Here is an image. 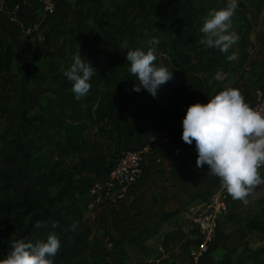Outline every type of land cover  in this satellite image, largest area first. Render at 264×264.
<instances>
[{
	"label": "trees",
	"instance_id": "obj_1",
	"mask_svg": "<svg viewBox=\"0 0 264 264\" xmlns=\"http://www.w3.org/2000/svg\"><path fill=\"white\" fill-rule=\"evenodd\" d=\"M189 2L119 0L112 8H106L104 0H92L94 10L82 12L74 25H56L44 31L41 42L44 57L67 55L68 68L77 49L90 62L97 56L108 57L120 36L138 33L142 23L149 21L151 29L162 36L163 53L156 57L154 63L172 69V78L158 88L155 98L143 88L139 92L132 90L136 81L128 74L129 63L110 72L106 84V70L93 75L87 94H100L95 98L75 99L72 91L66 89L72 83L69 80H55L56 86L50 84L46 87V91L63 93L67 99L59 105L55 114L64 139L48 136L52 132L46 127L45 115L24 112L11 143L25 163L37 165L33 175L37 193L29 189L23 197L11 193L0 196V257L10 250L14 240L35 242L37 239L45 240L49 233H55L61 247L52 258L53 264H109L101 258L92 261L84 259L91 245L90 227L75 234L70 230L69 216L81 215V203L89 192L87 176H91V182L104 180L124 151L140 145L144 142L142 138H147L150 133L163 129L168 130L182 163H189L190 148L195 142L192 145L184 143L181 139V122L171 123L170 119L175 117L176 109L180 106L187 108L194 102L206 103L208 96L214 95L224 85V81L213 79L215 74L218 71L228 73L232 66V60L226 58L232 53L231 48L228 53H221L218 49L207 47L200 32L209 10L224 7L227 0H210L204 14L191 21L187 19ZM18 3L21 16L27 19L24 5L21 1ZM91 21L97 22V28L90 24ZM104 27H109L110 32L104 33L105 44L98 48L97 29ZM180 27L183 28L181 31ZM241 27L239 23L231 24L229 31L239 36ZM62 37L68 38L66 48L56 46ZM16 48L7 44L4 33L0 32V70L11 71ZM192 66H196L198 72L179 81V76L188 73ZM244 99L250 104L253 96L246 94ZM91 128H96L99 135L91 151L80 156L69 168L65 158L81 152L85 133ZM35 130L42 133L36 137L40 144L54 148L55 157L44 158L27 145ZM38 147V151L43 149ZM184 216L182 208L163 213L154 225L130 240L131 246L145 255L143 260H133L123 254L115 255L114 260L117 264H169L177 252H184L181 243L185 239L183 227L187 220L164 233L160 232L159 227ZM226 217L241 228L256 233L257 238L264 241V219L261 217L243 219L231 209ZM53 223L56 225L54 228ZM74 223L79 224L77 220ZM155 235H162L157 249L148 245V240ZM217 264H264V244L249 253L227 256Z\"/></svg>",
	"mask_w": 264,
	"mask_h": 264
},
{
	"label": "crops",
	"instance_id": "obj_2",
	"mask_svg": "<svg viewBox=\"0 0 264 264\" xmlns=\"http://www.w3.org/2000/svg\"><path fill=\"white\" fill-rule=\"evenodd\" d=\"M20 1L24 5L27 19L19 14L17 21L11 22L6 14H0V32L4 33L7 44L17 46L11 71L0 70V196L11 193L23 197L29 189L37 193L36 181L33 179L37 165L25 163L20 152L11 143L24 112L29 115H45L46 127L52 132V135L48 136L64 139L62 127L56 121L55 114L59 105L67 99L63 93L46 91V87L50 84L56 86L55 80H68L63 75L67 69L68 56L44 57L41 47L44 31L56 25L72 26L82 12L94 10L92 0H55L56 8L53 12L44 11L37 0H6L7 8L12 9L14 4ZM118 1L104 0V4L106 8H112ZM183 1L176 0V3L181 4ZM189 1L188 21L204 14L210 2ZM237 3L238 7L231 18V24L242 25V32L239 36L235 33L237 39L230 48L236 58L232 60L228 73L221 72L224 76L222 80L224 85L218 91L232 87L238 89L244 97L246 94L252 95L256 87H261L264 91V0H237ZM90 24L97 28L96 21H91ZM182 29L180 27L179 31ZM105 32H110V28L97 29L98 48L105 44L103 37ZM152 38L159 41L154 47L156 57L161 56L162 36L151 29L149 21H144L138 33L120 36L108 57L97 56L91 61V65L96 69L94 74L106 70L107 77L104 81L106 84L110 72L128 64L125 57L127 51L136 48L146 50L151 46L148 42ZM68 42L67 37H62L56 46L66 48ZM27 45L32 48L29 49ZM196 72L197 67L192 66L189 72L181 74L178 80H183ZM57 76L60 77L56 79ZM66 89L71 91V83ZM99 95L87 94L83 98L91 99ZM249 105L251 106V102ZM185 111L183 106L178 107L175 117L171 118L170 122H181ZM40 134L42 135L35 130L27 145L44 158L55 157L54 148L40 144L36 138ZM98 136L96 128L87 130L81 152L65 158L66 165L71 168L80 156L89 153ZM145 138H142V141ZM38 145L43 149L38 151ZM196 156L194 144L190 148L189 163H182L178 157V150L170 140L148 155L142 176L123 200L114 205L106 201L96 207H88L85 203L88 200L86 194V200L81 203V215L69 216L70 226L75 220L79 222L74 233L87 227L92 230L91 245L84 259L92 261L101 258L106 263L117 264L114 260L115 255L128 256V248L132 247L130 240L133 237L154 225L163 213L180 208L187 216V223L183 227L185 239L181 243L184 252H177L176 256L169 260V264H217L227 256L249 253L264 244V241L257 238L256 233L241 228L226 217L221 221L208 252L198 262L190 259V251L200 246L196 219L205 210V202L201 201L196 211L192 212L195 207L191 208V203L199 199L205 200L218 184V177L208 170L207 165L196 167ZM158 158H161L160 163L157 162ZM258 172L264 178V168L258 169ZM90 179L91 176H87L88 182ZM246 199L247 203H243L230 197L231 210L243 219L247 217L264 219V183L253 188ZM161 238L162 235L160 241Z\"/></svg>",
	"mask_w": 264,
	"mask_h": 264
},
{
	"label": "clouds",
	"instance_id": "obj_3",
	"mask_svg": "<svg viewBox=\"0 0 264 264\" xmlns=\"http://www.w3.org/2000/svg\"><path fill=\"white\" fill-rule=\"evenodd\" d=\"M237 7V0H227L224 7L209 10L200 27L207 47L228 53L237 39L236 34L229 31ZM148 43L151 46L146 50L130 49L125 57L129 63L128 74L136 81L132 90L139 92L143 88L155 98L158 88L172 78V69L154 63V46L159 41L152 38ZM226 58L234 60L235 53L228 54ZM95 72L91 62L77 49L63 73L72 82L71 91L75 99L80 100L87 95ZM213 79L222 81L224 76L218 71ZM181 127L182 141L189 145L195 142L196 167L207 165L233 200L247 203L251 190L264 183L258 172L264 166V115L251 107L238 89L226 87L208 96L206 103L189 104ZM52 226L54 228L55 223ZM70 227L75 230L76 224ZM60 247V239L55 233L35 242L17 239L0 257V264H53L52 258Z\"/></svg>",
	"mask_w": 264,
	"mask_h": 264
},
{
	"label": "built area",
	"instance_id": "obj_4",
	"mask_svg": "<svg viewBox=\"0 0 264 264\" xmlns=\"http://www.w3.org/2000/svg\"><path fill=\"white\" fill-rule=\"evenodd\" d=\"M37 2L47 12H53L56 8L55 0H37ZM19 10L20 4L18 2L14 4L12 9H8L6 0H0V14H6L9 21H17L20 14ZM252 96L251 107L264 115L263 89L256 87ZM183 108L186 110V107ZM169 141L170 137L167 129L156 130L150 133L144 142L137 147L124 151L107 178L88 183L89 192L88 200L85 202L86 205L96 207L106 201L114 205L123 200L142 176L148 155L153 154L158 146ZM157 162L160 163L161 158H158ZM261 168H264V166ZM229 197L218 178L217 187L207 196L204 213L196 219L200 234V246L189 253L193 262H198L208 252L221 221L231 209Z\"/></svg>",
	"mask_w": 264,
	"mask_h": 264
},
{
	"label": "rangeland",
	"instance_id": "obj_5",
	"mask_svg": "<svg viewBox=\"0 0 264 264\" xmlns=\"http://www.w3.org/2000/svg\"><path fill=\"white\" fill-rule=\"evenodd\" d=\"M197 15V14H196ZM197 17V16H196ZM206 200H202V199H199V200H195L193 201L191 204V208H194L192 212L196 211V209L198 208L197 206H199V204H201L203 201V203L205 202V206H206ZM205 206H204V209H205ZM189 207V212L191 213V208ZM188 212V213H189ZM199 216V215H198ZM240 216V215H239ZM184 220H187V216L185 214L184 217H177L175 220H171V221H168L166 223H163V225L161 227H159V230L160 232L164 233L166 231H169L171 230L172 228H174L177 224L179 223H182ZM71 232L72 234H75L74 233V230L71 229ZM257 236V235H256ZM262 241V240H260ZM160 242V236L158 235H155L153 238H151L150 240H148V245L153 248V249H157V245L159 244ZM128 257L132 258L133 260H143L145 258V255L140 253L139 251H137L134 247H130L128 248ZM152 253H150V257H152Z\"/></svg>",
	"mask_w": 264,
	"mask_h": 264
}]
</instances>
